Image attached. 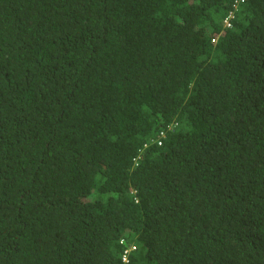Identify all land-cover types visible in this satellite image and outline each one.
I'll use <instances>...</instances> for the list:
<instances>
[{
  "label": "trees",
  "instance_id": "obj_1",
  "mask_svg": "<svg viewBox=\"0 0 264 264\" xmlns=\"http://www.w3.org/2000/svg\"><path fill=\"white\" fill-rule=\"evenodd\" d=\"M0 264H264V0H0Z\"/></svg>",
  "mask_w": 264,
  "mask_h": 264
},
{
  "label": "clouds",
  "instance_id": "obj_2",
  "mask_svg": "<svg viewBox=\"0 0 264 264\" xmlns=\"http://www.w3.org/2000/svg\"><path fill=\"white\" fill-rule=\"evenodd\" d=\"M126 251H127V250H126ZM127 255H128V251H127L126 254L123 255V259H124V256H126V258H127V260H128V256H127ZM127 260H126V261L123 260V261H124V262H127Z\"/></svg>",
  "mask_w": 264,
  "mask_h": 264
},
{
  "label": "built area",
  "instance_id": "obj_3",
  "mask_svg": "<svg viewBox=\"0 0 264 264\" xmlns=\"http://www.w3.org/2000/svg\"><path fill=\"white\" fill-rule=\"evenodd\" d=\"M124 261H126L127 260V258H126V256H124V259H123Z\"/></svg>",
  "mask_w": 264,
  "mask_h": 264
}]
</instances>
